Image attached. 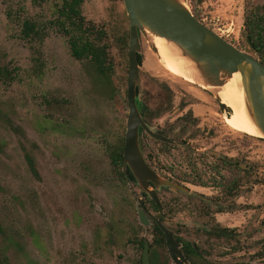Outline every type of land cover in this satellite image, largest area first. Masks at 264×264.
<instances>
[{
    "label": "rangeland",
    "instance_id": "374dc122",
    "mask_svg": "<svg viewBox=\"0 0 264 264\" xmlns=\"http://www.w3.org/2000/svg\"><path fill=\"white\" fill-rule=\"evenodd\" d=\"M183 1L208 27L249 50L242 34L244 9L258 5L264 13V0ZM10 11L42 21L43 40L30 44L19 38L18 23L7 16ZM82 13L106 32L110 84L71 56L66 38L48 23V3L0 0V67L12 76H0V264H130L141 253L129 240L132 229L166 254L153 242L152 227L139 221L141 191L117 176L119 169L110 159L112 147L123 139L128 113L127 48L122 50L117 40L128 31L123 1L84 0ZM140 42L139 101L147 118L160 125L157 120L162 123L168 111L186 100L181 108L208 118L202 125L212 127L207 136L216 139L210 142L228 145L234 156H245L252 164L241 198L249 204L234 208L226 222L239 232L233 240V263L246 261L248 255L254 260L252 251L264 239V229L255 228L264 223V138L225 123L233 100L232 109L226 101L225 112L210 103L211 97L203 102L206 106L197 105L205 89L166 69L143 35ZM112 86L116 93H110ZM26 153L38 177L31 173ZM156 168L162 174L160 163ZM159 196H165L164 189ZM258 208L257 215L253 209ZM171 216L175 224L168 226L176 233L185 231L206 242L208 236L192 226L180 228L185 216L189 225L196 222L194 215Z\"/></svg>",
    "mask_w": 264,
    "mask_h": 264
},
{
    "label": "flooded vegetation",
    "instance_id": "af4514ba",
    "mask_svg": "<svg viewBox=\"0 0 264 264\" xmlns=\"http://www.w3.org/2000/svg\"><path fill=\"white\" fill-rule=\"evenodd\" d=\"M203 93L205 96L200 99L202 102H197V105L206 106L203 102H208V97H211L213 102L210 103L221 111L228 107L206 89ZM167 102L170 103V98ZM185 102L186 100L179 103L176 109L168 111L166 115L168 118L163 119L162 123L161 119L157 120L160 124L157 125L154 119L147 118L141 101L137 100L143 121L154 133L167 139H158L148 134L141 126L139 127L138 141L145 161L161 179L158 185L148 181L147 188L156 191L162 213H160L155 200L138 187L130 169L127 167L124 172L122 160L119 170L123 172V178L119 172H117V176L121 180L136 184L141 191V197L137 198L139 221L144 226L152 227L155 233L153 242L161 244L165 248L166 254L161 255L157 250H154L155 245H152L151 241L139 238L136 230L132 229V237L129 240L133 245L141 248V253L137 260L130 264H142L145 244L148 246L150 264H167V261H171L173 264H234L232 246L233 240L238 237L239 232L234 229V225L226 220L234 208H244L246 204H249L248 201H241V198L245 194L244 183L250 175L252 164L245 156H234L232 148L228 145H214L215 142H210L216 139L212 138V135L207 136L212 131V127L206 128L202 125L208 118L199 117L188 109L181 108ZM163 104H166L165 101ZM231 112L226 116H229ZM207 141L209 142L206 143ZM143 149H146V154ZM159 163L162 174L156 170V165ZM162 189L165 191V196H159V191ZM139 198L147 212L142 209ZM259 208L253 209V213L258 215ZM142 210L145 216L141 219L140 212ZM177 213L194 215L191 219L196 222L189 225L190 223L186 221L189 218L185 216L180 228L185 229L187 226H192L193 229L201 231L200 235L205 238L208 236L206 242L200 238L191 239L185 231L176 233L174 228H170L168 224L174 223L171 215ZM159 224L170 230L177 242L175 248L176 251H179L175 254L177 261L170 255L164 232ZM258 226L255 227L256 231L264 229V223ZM262 238L264 237H260V239ZM259 245L252 251L254 260H250L251 256L248 255L246 261L236 264H264V239L260 241Z\"/></svg>",
    "mask_w": 264,
    "mask_h": 264
},
{
    "label": "water",
    "instance_id": "95a60500",
    "mask_svg": "<svg viewBox=\"0 0 264 264\" xmlns=\"http://www.w3.org/2000/svg\"><path fill=\"white\" fill-rule=\"evenodd\" d=\"M128 18L127 77L126 102L128 113L124 133L122 166L125 172L128 167L134 175L138 187L149 194L160 208L155 190L147 188V182L155 185L161 182L157 174L147 165L139 146V127L148 134L167 140L154 133L143 121L137 106L140 95V64L137 55L141 52L140 37L143 35L152 42L159 36L172 43L179 54L189 59L197 72L201 83H197L211 92L222 104L218 88L232 76L239 75L243 90V101L247 115L255 128L264 138V62L255 55L235 46L212 28L199 20L183 0H122ZM142 209V200L139 198ZM140 212L142 219L145 214ZM164 232L166 244L171 257L175 256L177 242L172 232L159 224ZM142 264H150L148 246L145 244Z\"/></svg>",
    "mask_w": 264,
    "mask_h": 264
},
{
    "label": "trees",
    "instance_id": "16d2710c",
    "mask_svg": "<svg viewBox=\"0 0 264 264\" xmlns=\"http://www.w3.org/2000/svg\"><path fill=\"white\" fill-rule=\"evenodd\" d=\"M44 1L49 5L48 23L57 32L62 34L69 46L70 54L76 60L84 62L95 75L104 79L107 83L110 81L112 70L111 58L108 56V43L105 41L106 32L96 23L87 20L82 13V4L84 0H38ZM195 15V14H194ZM8 18L16 21L19 25L18 36L27 43H39L44 38V26L42 21L29 18L26 15L16 17L12 11L8 12ZM196 16V15H195ZM15 18V19H14ZM244 41L249 47V52L264 62V13L257 5L253 9H244L243 31ZM119 47L125 50L128 45V31L125 30L117 37ZM139 64H141V55H137ZM0 76L2 78L12 79L10 71L0 67ZM112 86L110 93H116ZM123 139L117 145L112 147L110 159L114 167L120 169L122 160ZM25 159L31 170V173L38 177V172L34 166L33 158L25 154ZM123 178V172L118 170ZM131 176V173L128 171ZM158 228V227H157ZM159 232H161L159 230Z\"/></svg>",
    "mask_w": 264,
    "mask_h": 264
},
{
    "label": "bare ground",
    "instance_id": "6f19581e",
    "mask_svg": "<svg viewBox=\"0 0 264 264\" xmlns=\"http://www.w3.org/2000/svg\"><path fill=\"white\" fill-rule=\"evenodd\" d=\"M151 39L156 47V53L160 58V62L166 69L186 81L201 83L193 63L186 57L181 56L175 45L159 36ZM218 95L223 103L228 102L231 109L232 105L230 100L234 101L232 113L225 117V123L228 126L237 131L261 137L260 132L255 128L245 110L243 90L237 73L233 74L223 86L218 88Z\"/></svg>",
    "mask_w": 264,
    "mask_h": 264
}]
</instances>
